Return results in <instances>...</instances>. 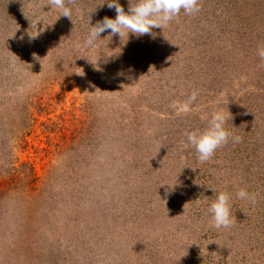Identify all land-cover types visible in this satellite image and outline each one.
Segmentation results:
<instances>
[{
  "label": "rangeland",
  "instance_id": "374dc122",
  "mask_svg": "<svg viewBox=\"0 0 264 264\" xmlns=\"http://www.w3.org/2000/svg\"><path fill=\"white\" fill-rule=\"evenodd\" d=\"M81 1L84 24L116 16L104 0ZM202 1L192 16L214 33L219 19L233 24L227 1ZM60 16L48 0H0V264H264L263 138L259 147L230 140L205 163L187 140L219 110L235 136L264 127V93L257 118L238 84L264 89V59L255 69L251 61L246 78L234 55L207 63L189 34L195 26L179 15L152 35L120 40L106 31L77 66L60 51L38 67L43 25L61 28L66 43L62 31L74 20ZM214 42L212 53L230 49L227 39ZM194 90L192 111L179 112ZM4 145L13 147L5 158ZM241 189L255 194L254 205L237 197ZM221 192L235 217L228 229L213 227L208 212Z\"/></svg>",
  "mask_w": 264,
  "mask_h": 264
},
{
  "label": "trees",
  "instance_id": "16d2710c",
  "mask_svg": "<svg viewBox=\"0 0 264 264\" xmlns=\"http://www.w3.org/2000/svg\"><path fill=\"white\" fill-rule=\"evenodd\" d=\"M104 1H106V0H104ZM203 1H205V0H203ZM226 1H227V4L224 3L222 6H223V8L229 7V9H230V14L228 15V17L230 18L229 22L231 21L233 23V24H230L233 27V29H231L232 27H230V25H228L222 19H221V21L219 19L218 24H220L219 25L220 29L214 33L213 29L209 25V24H212L211 22H207L204 20L201 21V19L195 18L196 16L185 15L183 12H181L180 15L185 16L186 21L191 20L192 25L195 26L190 31L189 34H190V37L196 36V39L200 38L201 41L199 43L200 45H198V46L200 49L199 50L200 51L199 56L202 59H205V61H207V63L210 60H211L210 62L216 61V60L223 62L224 54H229L232 57L234 55L235 58L240 59L239 70H241L240 72H242V74H244V78H246L251 74V71L249 70V65H251V61H253L254 65H256V66H252L251 67L252 69L259 68V66H260V64L257 63L258 57L261 58L258 54V50L261 47H264V42H263V40L260 42L257 41V39H258L257 33L258 32L264 33V27L251 28L249 25L245 24L246 23L245 21L248 20L247 22H249V21L255 20L258 23L262 22L260 19L261 18L264 19V7H263L264 6V0H225V2ZM255 1H257L256 2L257 4L255 3ZM119 3L121 4V6H123L125 8V11H127L129 0H119ZM72 5L80 8V9H79V12L77 10H75L76 12H78V14H76V15H74V17H72V19L74 20V23L70 24L68 26V29L70 30V32L67 35H65L66 29L62 31L63 35H64V41H66V43H64L60 40L59 34H60L61 28L59 30V28H56V27L53 28V25H48V26L43 25V31L40 34H38L36 36L37 39L34 40V41H36V47H35L36 48V59L34 62H32V63H34V65L36 64L38 67H41L45 64L48 65L50 62H52L54 60L53 58L55 56H56V58H59V56L63 57L65 55H66V58H69V59L74 58L73 61L76 64L75 66L79 65L80 64L79 62L82 61L80 59L81 54L83 55L84 50L87 48L84 46V41L88 37L91 25L84 24L85 15H84V5L82 4V1L80 0L78 2H75ZM180 18L181 17H178V18L174 19L173 21H176L177 19H180ZM200 22L205 23V25L201 24ZM67 24H68V22H67ZM261 24L264 25V21ZM79 25H81V26H79ZM87 25H89L88 26L89 29L86 33V29L84 28L82 30V28H83L82 26H87ZM196 26H198V27H196ZM199 26H201V28H199ZM214 27H215V25H214ZM195 28L197 30L199 29L198 34L196 32H193V30ZM152 31L155 33H160L159 29H153ZM222 31H225V33L223 34ZM105 33L106 32L102 33L103 34L102 40L103 39L105 40V38H104ZM228 33L229 34L232 33V36H230ZM58 37H59V39H58ZM223 39H227V41L229 42V43L228 42L227 43L229 44L230 49L229 50L226 49V51H225V48H224L222 51H225V52L220 53V54H223L222 56H220L216 53H212V48H213V46H215L214 41H216V44H218ZM109 42H110V40H109ZM119 45H121V44H119ZM81 49H82V52H81ZM60 51H61V54L59 55ZM196 56L198 58V55H196ZM76 59H77V61H76ZM125 60L127 61V59H125ZM242 61H243V63H242ZM128 62L129 61H127V63ZM124 63H126V62H124ZM218 64H220V63H218ZM122 66L123 65L118 66V68L120 67V69L124 70L125 68L128 69V67H129L128 64L127 65L124 64V67H122ZM62 67H63V65H62ZM125 71H127V70H125ZM241 83L242 82H240V83L238 82V84L240 85L239 86L240 87V89H239L240 93H243V92L245 94L247 93L248 94L247 95V102L252 100L257 104V106L256 105L255 106L249 105V107L246 109V113L255 114V117L260 118L262 110L260 108L261 105L259 103V96H261V95H259V94L264 93V89L260 88L258 85H255V84L254 85L248 84V86L245 85V87H244L243 84H241ZM2 95H4V93ZM5 107H8V106L3 105L1 108H4L5 110L4 109L3 110L1 109V110L3 111V115L5 114L7 116V113H6L7 110ZM11 108H16V107L13 106ZM21 110H24V109L21 108ZM25 111L27 113V116H26V121H27V120H29L28 117L30 114L27 112V110H24V112ZM16 112H18V111H16ZM0 117L2 118V119L0 118V127H1L3 125L2 121L4 118H3V116H0ZM251 126L252 125H250L249 129L252 128ZM20 127L18 129H16L15 131H13L14 139L11 140V142L14 143L16 146H19V143L22 142L20 137L25 136L27 134V131L29 130V126L25 122ZM255 128L256 129L252 128L253 130L251 129L252 130V136L251 137L248 136V134H247V130H249V129L243 130L242 132H241V130H238V133L240 132L239 136L242 137V140H244L243 143L244 144L247 143V145H249L247 147H259L258 146L259 143H257L259 141V139L263 138V140H264V135H262V133H261V131H263L264 127H262V128L255 127ZM7 130H10V129L7 127ZM10 148L12 149L13 147H7V145H4V147H2V151H4L3 158H5L6 152H8V155H9V149Z\"/></svg>",
  "mask_w": 264,
  "mask_h": 264
},
{
  "label": "clouds",
  "instance_id": "9594fccd",
  "mask_svg": "<svg viewBox=\"0 0 264 264\" xmlns=\"http://www.w3.org/2000/svg\"><path fill=\"white\" fill-rule=\"evenodd\" d=\"M74 3L75 0H48V5L59 9L61 16L70 20L73 10L69 4ZM105 3L109 9L115 10L116 16L114 19L105 16L103 20L97 21L94 26L90 27L88 37L84 41V46L89 49L97 47L96 42L106 31L109 32L108 37L112 38L118 35L120 40L125 35L129 37V34L137 37L152 35L153 29L163 30L178 18L182 11L185 15H194L201 10L200 0H129L127 11L121 6L119 0H106ZM258 54L264 59V47L258 50ZM198 94V91L194 90L187 101L179 104V112L185 115L189 114ZM227 119L222 110L216 111L203 131L196 130L187 134V140L195 148L201 163L212 159L215 152L227 145L230 140L233 143L242 142V137L235 136L226 129ZM237 197L249 200L253 205L256 203L255 194L244 189L237 193ZM208 212L211 214L212 226L216 229H228L235 223V217L231 211L230 195L226 192H221L216 196V199L208 207Z\"/></svg>",
  "mask_w": 264,
  "mask_h": 264
}]
</instances>
